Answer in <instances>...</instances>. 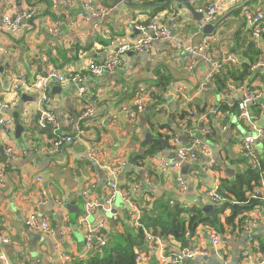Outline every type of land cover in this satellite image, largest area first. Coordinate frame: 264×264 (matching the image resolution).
Returning a JSON list of instances; mask_svg holds the SVG:
<instances>
[{"label": "crops", "instance_id": "obj_1", "mask_svg": "<svg viewBox=\"0 0 264 264\" xmlns=\"http://www.w3.org/2000/svg\"><path fill=\"white\" fill-rule=\"evenodd\" d=\"M184 1L197 13L208 0ZM223 2V13L212 24L231 12L232 17L210 34L204 33L200 21L174 0H0V21L5 15L22 16L26 10L33 11L30 19L22 18L17 32H0V116L12 122L8 128L0 127V163L6 164L4 187L0 189V239L7 241H0V250L11 264H64L62 255L70 259L68 264L85 260L90 254L82 225L87 201L99 206L88 216V223L92 227L103 224L106 243H122L119 236L135 227L123 199L113 202L115 218L101 207L106 196L102 187L110 180L119 190L138 184L130 199L138 202L140 219L168 222L166 211L170 209L202 211L205 206L217 207L208 214L202 211L203 218H209L220 206L208 200L207 193L218 192L222 183L236 189L239 176H245L251 168L260 169L264 143L255 142V160L244 158L242 141L249 134V127L240 119L237 105L243 88L262 91L264 84V36L255 39L243 17L245 10L263 9L264 0ZM244 3L245 8L239 10ZM88 8L105 9L106 13L93 16ZM150 17H157L174 38L154 41L148 54L125 53L117 69L101 77H89L83 99L77 97L76 87L70 84L52 86L47 91L50 101L45 109L55 116L58 133L73 135L76 126L83 130L80 137L62 144L58 152L48 153L57 131L37 125L38 114L44 108L41 93H13L10 77L23 72L28 79H34L42 71L45 59L63 75L84 73L89 63L100 64L118 47L129 45L137 36L136 26ZM211 36L215 41L209 49L196 55L175 48L177 42L197 48ZM229 55H235L237 64L224 66L209 82L212 64ZM250 59L256 62L253 64ZM244 71L243 79H239ZM55 87L59 90L54 91ZM138 87L151 96L157 91L162 102L156 104L158 109L154 111H150L154 101L150 102L137 118L130 119L131 100ZM92 102L95 117L77 123L80 112ZM222 106L224 112L219 110ZM249 111L256 127L264 131V91ZM190 112L189 123L180 127ZM16 121L22 128L18 137ZM210 127L213 134L206 146L214 166L205 167L203 158L195 163L183 162L179 167L163 166V161L177 162L170 150L173 136L180 138L183 134L187 137L183 144L188 145L194 133L203 137L200 130ZM160 140L166 143L165 155ZM158 144L159 150L150 154L152 148L158 149ZM8 147L16 150V159L6 160L4 150ZM92 147L97 151L94 157L89 156ZM143 155L140 166L132 163ZM106 167L115 169L117 174L112 176ZM179 180L184 182L185 192H180ZM143 185L152 191L143 189ZM240 189L247 199L255 193L264 198V170L257 187L246 190L240 184ZM228 196L234 208L244 206L233 194ZM254 210L245 213L242 221L238 222V216L227 225L225 218L231 209H226L220 216L224 234L216 232L218 247L212 245L209 235L213 230L208 227L198 226L191 235L187 231V213H183L186 231L158 236L162 246L146 241L140 251L142 264H163V257L199 249L205 250L206 256L184 264H233L235 254L240 255L238 264H242L241 254L247 249L249 238L256 246L250 248V260L245 264H253L264 256V212L260 219L252 218ZM33 213L50 223L53 235L27 229L26 221ZM242 223H249V229Z\"/></svg>", "mask_w": 264, "mask_h": 264}, {"label": "built area", "instance_id": "obj_2", "mask_svg": "<svg viewBox=\"0 0 264 264\" xmlns=\"http://www.w3.org/2000/svg\"><path fill=\"white\" fill-rule=\"evenodd\" d=\"M223 0H208L206 5L197 9V13L200 15V24L199 27L202 28L206 24H212L216 19L220 18L223 13ZM87 11L91 13L93 16H103L106 13L104 9H91L88 8ZM33 15L32 10H26L22 13V16H12L5 15L0 21V32L3 33H13L19 30V25L23 19H30ZM244 20L246 24L249 26L251 30V34L255 39L261 38L264 36V8L258 9L256 12H251L250 10H245L243 13ZM137 36L134 40L126 46L118 47L115 53L110 54L106 57V59L100 63H89L85 69V72H77L71 75H63L60 73L54 66L48 63V60H44V67L42 71L34 77V79H28L27 75L23 72H16L10 77L9 80V88L13 93H41V103L43 105V109L38 114L37 125L40 129H51L53 132L57 133L51 146L48 148V153L54 154L58 152L59 147L64 143H71L75 140V138L80 137L83 134V130L80 126L75 127V131L73 135L69 136H61L59 132V127L56 121L55 116L48 110L45 109L49 103V97L47 95V91L52 86H61L64 84L74 85L76 87V94L79 99H83V96L86 92V81L89 77H101L106 72H111L117 69L122 61L121 57L125 53L131 52L135 54H148L152 51L153 43L156 40L160 41H169L173 39L172 31L164 26L157 17H152L147 22L137 25ZM215 41L213 36L207 38L201 45H197V48L191 46H183L180 42L175 43V48L180 50L184 49L190 55H196L198 53L203 52L206 49H209L211 43ZM237 58L235 55H229L225 58H221L219 61H216L212 64V72L208 75L207 80L212 82L216 74L220 72V70L226 65H236ZM264 71V66H262ZM262 91H264V84L262 86ZM262 91L250 92L248 89H242V98L239 101L237 108L239 111V116L242 121H244L249 127V134L244 137L243 143V156L245 159L255 160L256 156L253 152V146L255 142L264 143V131L257 128L254 122L253 117L250 114L249 107L254 104L258 99L262 96ZM154 99L151 96V93L145 91L141 87L135 91V94L131 100V105L133 112L130 114L129 118H137V115L142 113L146 106L149 105L150 102H153ZM158 109V107L156 108ZM95 117L94 110V102L89 105H85L84 109L80 112L79 117L77 119V123L82 122L87 119H93ZM192 117V113H188L185 117L186 120H183L180 123V127H186L187 119ZM12 122L6 118L0 116V127L8 128L10 127ZM188 132V129H185ZM201 135L206 136L209 134V128H204L200 130ZM170 150L173 155L176 156L177 162L169 163L163 161V166L166 168L169 165L173 167H179L181 163H195L199 158L205 159V167H212L214 163L210 160V151L207 148L206 144L193 134V139L190 144L185 145L180 141L178 136H173L170 140ZM97 154V151L94 147L90 148L89 156L94 157ZM4 157L6 160L16 159L17 153L16 150L8 147L4 150ZM5 166L6 164L0 163V189L4 187V175H5ZM107 171L113 176L117 174V171L111 167H106ZM135 184V185H134ZM133 185V186H132ZM130 191L119 190L113 180L108 181L103 187L102 191L106 193L104 197V202L102 204V208L106 213H110L113 218L114 214H112V205L116 198H121L125 201L130 210V215L133 220V225L135 228L142 229L146 241L149 243H157L162 246V241L160 238L153 236L147 232V229L141 224L140 216H138V212L140 211L137 204L130 199V196L133 192L138 189V184L133 183L130 185ZM179 190L180 192H185L186 187L182 180H179ZM86 195V192L83 193ZM206 198L213 203L218 204L219 206L225 203H231L229 200L225 199L222 195H220L217 190L207 193ZM252 199L259 200L262 203V206L254 210L252 213V218L260 219L261 213L264 212V198L259 195V193H255L251 196ZM84 210L86 217L82 220V225L84 226V240L86 244V248L91 252L96 249L102 248L106 244V240L103 236V224L92 227L88 221V216L95 211L99 206L95 202L87 201L84 205ZM244 223L243 225H245ZM26 227L30 231L41 230L46 235H53L54 231L51 227L50 223L45 219H39L36 214H31L27 221ZM247 230L249 229V223L244 226ZM209 238L214 247H218L220 244V239L218 234L215 231H211ZM2 243H6L7 241L4 239H0ZM247 249L243 251L241 254L242 264L247 263L250 260V248H254L256 244L253 239H248L246 243ZM259 251V248H257ZM262 255V254H260ZM206 256V251L203 249L194 250L192 252L184 250L179 255H174L170 258L163 257L161 261L163 264H184L186 260H192L195 257H204ZM61 260L64 264H68L70 259L62 255ZM136 263L142 264L144 260L140 253H137ZM0 264H11V262L7 259V257L0 250ZM253 264H264V256H261L257 262Z\"/></svg>", "mask_w": 264, "mask_h": 264}, {"label": "trees", "instance_id": "obj_3", "mask_svg": "<svg viewBox=\"0 0 264 264\" xmlns=\"http://www.w3.org/2000/svg\"><path fill=\"white\" fill-rule=\"evenodd\" d=\"M152 18V17H150ZM149 18V19H150ZM148 19V20H149ZM251 63H255L256 60L250 59ZM247 66H245V69ZM246 71L239 77V79H243ZM234 78L235 76L232 75ZM218 83V79H215V83ZM167 84V81L165 82ZM154 102L150 105V111H154L156 109V104L161 103L162 101V95L155 91V93L152 95ZM219 110L224 112V107H220ZM157 114V113H155ZM185 117V114H183ZM175 115L171 116L172 123L175 120ZM184 117H180L183 119ZM189 122L187 121V124ZM211 128V127H210ZM209 128V134L206 136L201 137L199 135V138L205 142L209 140L210 136L213 134L212 128ZM55 137L53 136L52 139ZM152 142H157L156 140H153ZM159 150V144L158 149L152 148L150 154H153L155 151ZM150 154H146L150 155ZM264 159V153L263 156L260 157ZM144 160L143 156H137L132 161L134 165L140 166L141 163ZM260 162V169H254L251 168L249 172L245 176H239L237 179V188L231 189L229 186L225 185L224 183L221 184L219 187V194H221L225 199L232 202V199L228 196V193H231L234 195L236 200L239 203L244 204L243 207L237 206L233 207V204L231 203H225L221 205L217 210L213 211L209 218H203L202 211L197 208L188 209L185 211V209H179L174 208L171 210L166 211V218L168 219V222L164 221H153L152 219H148L146 222L144 219H141L140 222L145 226L147 229V232L153 236L156 237H165L167 235H177L178 233L183 234L186 229L183 223L182 215L183 213H187L188 217V226L187 231L191 235L195 232L196 228L198 226H204L208 227V229H211L218 234L223 235L224 234V227L220 223V216L224 214L226 209H231V214L225 218V224L231 225L236 217L239 216L238 222L242 221L244 219L243 215L245 213H249L253 211L256 207L262 206V203L259 200L256 199H247L245 197L244 192L240 189V184L245 186L246 190H252L254 186H258L261 180V172L264 170V164L262 163V160H259ZM128 176H132L134 174H127ZM130 186H124L125 190H129ZM228 192V193H227ZM138 204V202H136ZM158 220V219H157ZM243 224V223H242ZM132 227V226H131ZM122 238V243H106L104 247L96 249L95 251H91L90 254L87 256L85 260H75L70 264H137L136 263V257L137 253L145 247L146 238L145 234L142 229L133 228L131 231H128L124 236H119Z\"/></svg>", "mask_w": 264, "mask_h": 264}, {"label": "water", "instance_id": "obj_4", "mask_svg": "<svg viewBox=\"0 0 264 264\" xmlns=\"http://www.w3.org/2000/svg\"><path fill=\"white\" fill-rule=\"evenodd\" d=\"M174 1L183 4L184 7H185L186 9H188V11L191 13L192 17H193L197 22L200 21V19H201L200 15H199L198 13L195 12V10L193 9V7H191V6L188 4L187 1H184V0H174ZM245 6H246V3H244L241 7H239V10L244 9ZM232 14H233L232 12H231V13H228L227 15H225V16H223L221 19H219V21H218L217 23H215V24H206V25H204V27H203V31H204V33H210V34H211L213 31H215V30L217 29V27H218L221 23H223L226 19L231 18V17H232V16H231ZM53 90H54V91H57V90H59V89H58V87H55V88H53ZM147 110H148V109H147ZM16 127H17V130H16V137H18V133H19V131L22 130V128H21V126H19V123H18L17 121H16ZM175 130H177V129H175ZM180 138H181L182 143H186V141H187V137H185L183 134L180 133ZM160 142L162 143L163 155H165L166 143H165L164 141H162V140H160ZM143 189H147L148 191H152V190L148 189V188L146 187V185H143ZM216 208H217V207H213V206H205V207L202 209V211H203L204 213L208 214V213L211 212V210L216 209ZM1 247H3V245H1ZM239 258H240V255H239V254H235V256H234V263H233V264H238Z\"/></svg>", "mask_w": 264, "mask_h": 264}, {"label": "rangeland", "instance_id": "obj_5", "mask_svg": "<svg viewBox=\"0 0 264 264\" xmlns=\"http://www.w3.org/2000/svg\"><path fill=\"white\" fill-rule=\"evenodd\" d=\"M205 143V142H204ZM262 163L264 164V159H262ZM171 210V209H170ZM141 220V219H140ZM143 225V224H142ZM197 233V232H196ZM195 233V237H197V234ZM205 239V238H204ZM43 243H45L44 241H43ZM32 253H34V252H32ZM229 256H230V254H229ZM231 257V256H230ZM232 261L234 262V258H232ZM218 264H221L220 262H218Z\"/></svg>", "mask_w": 264, "mask_h": 264}]
</instances>
